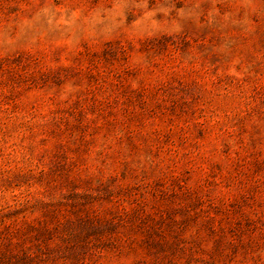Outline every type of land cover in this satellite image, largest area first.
<instances>
[{"label": "rangeland", "instance_id": "1", "mask_svg": "<svg viewBox=\"0 0 264 264\" xmlns=\"http://www.w3.org/2000/svg\"><path fill=\"white\" fill-rule=\"evenodd\" d=\"M0 264H264V0H0Z\"/></svg>", "mask_w": 264, "mask_h": 264}]
</instances>
